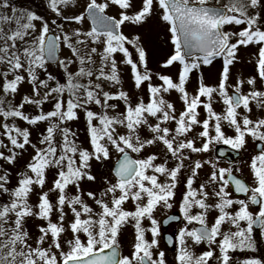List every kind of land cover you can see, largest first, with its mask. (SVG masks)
<instances>
[{
  "label": "snow or ice",
  "instance_id": "1",
  "mask_svg": "<svg viewBox=\"0 0 264 264\" xmlns=\"http://www.w3.org/2000/svg\"><path fill=\"white\" fill-rule=\"evenodd\" d=\"M77 6V0H47L52 18L0 0V161L15 168L32 149L30 159L16 172L14 186L12 172L0 167V200L7 197L0 202V264H169L166 252L159 250L161 231L154 214L158 207L174 205L184 223L175 240L167 241L175 251L174 264H264V256L242 255L256 253L264 239V90L256 88L257 78L264 83V0H216L215 5L209 0H86L78 14L72 11ZM65 9L72 14L66 15ZM110 10L115 14H107ZM153 18L169 34L172 48L160 68L179 65L175 79L150 70L144 38L123 31L127 25L143 27ZM86 21L91 23L88 30L65 28ZM241 47L256 49V74L231 86V68L239 62ZM62 49L70 56L60 59ZM218 58V84H205L201 74L190 95L186 85L191 74ZM50 63L62 70L65 82L48 73ZM121 64L130 69L134 88L146 90L147 101L141 96L133 103L122 87L105 90V84L122 85ZM41 72L47 73L46 79H41ZM25 83L31 95L13 103ZM245 84L250 86L246 93ZM173 91L182 101L178 114L165 97ZM217 98L224 106L222 114L213 108ZM49 101L52 110L45 112L42 105ZM26 105L40 109L39 114H25ZM253 105L258 110L255 118ZM200 108L206 113L203 118ZM81 113L88 147L76 143L77 133L70 129ZM17 120L47 126L33 143L29 128L17 126ZM225 126L234 135H227ZM249 138L259 142L254 143L258 150L244 167L218 168L210 160L192 159V154L207 153L214 144L243 150ZM160 146L164 160L156 163L160 156L145 153ZM113 151L118 158L112 179H104L98 196L84 192L82 182L97 180L91 162L109 161ZM169 157L175 162L172 167ZM186 162L190 174L182 181ZM205 165L212 170L195 187ZM50 172L51 187L44 191ZM70 186L75 194H69ZM50 193L57 194L54 203ZM32 195L38 197L35 204L30 202ZM85 195L98 211L85 202ZM129 202L134 210L125 208ZM251 206H257L255 212ZM212 211L218 214L209 226ZM179 217L169 216L164 223ZM31 219L45 222L36 237L26 227ZM145 220L150 227L143 226ZM128 225L134 236L130 253L122 255L119 238ZM200 245L207 249L197 254L193 249Z\"/></svg>",
  "mask_w": 264,
  "mask_h": 264
},
{
  "label": "rangeland",
  "instance_id": "2",
  "mask_svg": "<svg viewBox=\"0 0 264 264\" xmlns=\"http://www.w3.org/2000/svg\"><path fill=\"white\" fill-rule=\"evenodd\" d=\"M101 2H102V0H101ZM9 3H10V6H17L18 9H24V10L27 9V10H31L33 12H36L37 14H40V15H48V16H51L52 18H55L53 14L46 11L47 0H9ZM209 3L212 5H215L216 0H209ZM221 3H227V0H221ZM77 5H78L77 8L72 9V11H75L78 14L83 9V7L86 5V0H77ZM72 11L65 9V14L71 15ZM107 14L114 15L115 10H110ZM61 22L62 21L58 20V23H61ZM65 28L66 29L79 28L81 30H88V29H90V26L88 24V21H86V22L82 23L81 25L65 24ZM226 30H233V29L226 28ZM123 31L128 36L139 34L144 38V42L147 46L148 53H149L148 66H149L150 70H152L154 73L155 72H161L163 74L170 75L173 77V79L176 78L179 65H174L169 69L160 68V63L163 62L165 57L171 53L172 48L170 45L169 34L165 31L164 27L155 18L150 20L143 27H137V26H133V25L124 26ZM255 51H256V49L254 47H249L247 49H245L244 47L240 48L239 54H238V61L239 62L236 63L231 68V78L228 81L229 85L234 86L235 81L237 79H240L241 77L246 79V78L254 76L256 74L255 73V61H254ZM59 55H60V59H65V58L70 56V51L67 49H62L61 52L59 53ZM117 60L118 61L120 60L119 55L117 56ZM250 61H252V62H250ZM221 69H222V60H220L219 58L217 60H215L213 62V64L210 66H207V67L202 66L201 71H199V72L194 71L191 74L189 83L186 85V90L188 91V93L190 95L195 94V91H196L198 84H199V78H200L201 74L203 76V80H204L205 84H207L209 86H216L218 84L219 72L221 71ZM48 73H51L57 79L61 80V82H65V80L63 79L62 70L59 69L57 65L55 67L48 68ZM120 75H121L122 85L117 86V88H111L110 85L105 84L104 85L105 90H111V91L115 92L119 88L122 87V89L124 91L130 93V96L133 100V103H135L141 96H143L145 98V101H147L146 90L145 91H138L134 88L133 81L131 80V77H130V69L127 66H125L123 64L120 65ZM46 76H47V73L41 72V78L42 79H46ZM83 82L86 83L87 81L85 80ZM153 82L159 83L158 81H155V79ZM256 88H257V90H264V83L260 82L258 78H257ZM249 89H250V86H248L247 84H245L243 86V91L245 93L247 91H249ZM229 92H231V88H229ZM2 95H3V93L0 92V96H2ZM24 95H31V86L26 84V83L21 86L20 94L15 97V100L13 101V103L19 104V102L21 101V99ZM165 97H166V99L169 100V102L174 103L176 110H177V114H178L179 111L182 110V101H180L178 98L179 94H177L176 92L173 91L170 94H165ZM64 98H65V100L67 99L66 93H65ZM201 99L203 100L204 98H201ZM90 107H92L93 110L99 111V109H96V107L94 105H92ZM213 108L218 114L223 113L224 106H223L222 102L219 101L218 98L214 101ZM42 110L45 112L52 110V102L49 101V102L43 104ZM119 110L123 111L122 103H121ZM24 111H25V114H27V115H35V114H39L40 109H36L33 106L26 105ZM198 111H200L202 118L206 116V113H204L202 108L198 109ZM257 112H258V110H256L255 106L253 105L252 115L254 118L257 115ZM0 123H3V118H0ZM16 124H17V126L22 127V128L23 127H29V130L32 133V136H31L32 142L33 143L38 142V139L40 137L42 129L30 128V126H28V125L24 124L22 121H18V120L16 121ZM169 127H174V124H170ZM70 129H71V131H74L77 133L78 139L76 140V143L81 144L84 147H88L87 134H86L85 123H84L82 113H81L80 119L78 121L70 122ZM197 130L199 131V129H197ZM224 130H225L227 135H229V136L234 135L233 131L231 129L227 128V126H225ZM121 131L123 132L125 130L122 129ZM144 135L149 136V134L147 133L146 130L144 132ZM196 143H197V146H200V144H201L199 139H197ZM254 143L255 142H253L251 140V138L248 139V143H247L246 148L243 150H240V152L242 153V158L239 162L236 163V167H244L246 162H250V160H249L250 155L255 154ZM217 145H220V144L211 145L210 150L207 153L192 154V159L193 160L199 159L201 161L210 160V161L216 163L218 168L219 167H224V168L229 167V165L227 163H222L221 161L217 160L214 157L213 151ZM152 152H155L158 156H160V159H158L156 161V163H162L164 160V156L162 154L163 153L162 146L147 149L145 154H150ZM30 154H32V149L29 147L28 151L24 153L23 158L19 160L16 167L15 168L12 167L13 179H14V176L16 175V172L19 170L18 166H20V168H22L27 163V161L30 159ZM131 155L133 156V158H137L136 154L133 153ZM117 157H118V154L113 151L112 152V158L109 161H105L103 163H98L96 161L91 162L92 163V172L97 177V180L95 183H91V182H87V181L82 182L81 188L83 189L84 192L94 191L98 196L99 192L103 191V188L105 187L103 181L105 178L112 179L110 169H111L113 162L116 160ZM174 164H175V162L172 161L171 158L169 157V167L174 166ZM187 167H188V164L186 162L185 168L182 169V173H183V175L181 176L182 181H183L184 177H186L187 175L190 174L187 171ZM211 170L212 169H211L210 165H205L201 170H199V176L196 179L194 186L198 187L199 184L203 183L207 179V176L210 174ZM237 175H239V174H237ZM245 175H247V169H245ZM13 179H12V181H13ZM163 179L164 178L161 177V181H163ZM47 180H48V183L46 184L44 191H48V189L51 187V183L53 180V174L51 172L49 173ZM182 188H183V186L178 185V196H177V198H179V195H180L179 190H182ZM209 191H210V189H209ZM69 194L70 195L75 194V189L72 188L71 186L69 188ZM49 195H50V199H52L53 203H54L55 197L57 194L56 193H50ZM83 199L85 200L86 203H88L90 206H92L94 210L98 211L97 206L94 204L93 201L89 200L86 195L83 197ZM30 202L33 204L37 203L38 202L37 195H32ZM209 202H212V201H209ZM125 208L128 210H134V205H132L129 202L125 205ZM251 210L254 212V209L252 207H251ZM66 211H68V210L66 209ZM174 211L179 213L177 205H174V207L172 209H166L163 207H158L154 215H155V218L158 220V222H160V220L165 215H167L170 212H174ZM195 211H198V210H194V212ZM217 214L218 213L215 211H212L209 213V216H208L209 226H211V223L214 221V218ZM68 217H69V219L71 218L70 212H68ZM56 219H57V217L54 215L53 220L55 221ZM44 224H45V222H43V221L31 219L26 224V227L31 232L32 236L36 237V236H38V231H37L38 227L41 225H44ZM143 226L145 228L150 227V222L145 220ZM183 226H184V223H182L181 226L177 227V229L179 230V228L183 227ZM160 231L161 232L163 231L161 227H160ZM70 235H71L70 232L65 234V243H66V240L68 238H70ZM133 236H134V229L131 227V225H128L126 227L125 231L123 232V234L121 235V237L119 238L120 242H121L120 248L122 250L123 255H128L130 253ZM147 237H148V239H151V234L147 233ZM242 255H254L257 258H260L261 256H263L264 255V239L260 240V244L258 246V251L256 253H254V254L253 253H246V254H242Z\"/></svg>",
  "mask_w": 264,
  "mask_h": 264
},
{
  "label": "flooded vegetation",
  "instance_id": "3",
  "mask_svg": "<svg viewBox=\"0 0 264 264\" xmlns=\"http://www.w3.org/2000/svg\"><path fill=\"white\" fill-rule=\"evenodd\" d=\"M180 186H183V184L181 183ZM171 213H178V212L174 211V212H170L168 214H171ZM180 218L181 219H180L179 223L168 225V227L161 232V237L159 238V250L166 252L169 264H174L175 251L173 250V246L171 248H168L163 243V235L165 232H168L173 236V239L175 240V234L178 233L177 227L181 226V224L183 223L182 217H180ZM194 226H196V225H194ZM190 227H193V225H190ZM206 249H207V245H200V246H196L193 249V251H195L197 254H199ZM213 264H215V261H213Z\"/></svg>",
  "mask_w": 264,
  "mask_h": 264
},
{
  "label": "water",
  "instance_id": "4",
  "mask_svg": "<svg viewBox=\"0 0 264 264\" xmlns=\"http://www.w3.org/2000/svg\"><path fill=\"white\" fill-rule=\"evenodd\" d=\"M89 24H90V27H91V23H90V21H89ZM58 55H59V54H58ZM49 65H55V63H50ZM256 144L258 145L259 143H256ZM255 150L257 151L258 149L255 148ZM221 151H223L224 155H220ZM215 156L218 157V158H220V159H225V160L228 161L229 163H233V162H235V161H237V160L240 159L241 154H240L239 152L235 151V150H232V149L226 147V146H218V147L215 149ZM115 163H116V162H115ZM115 163L113 164L112 168L115 166ZM234 169H235V168H234ZM234 195H236V194L234 193ZM254 207H257V206H254ZM170 216H174V215H170ZM168 217H169V216H168ZM168 217H166L165 219L162 220V222H161V223H162V226L165 227V226H167L170 222H176V221H178V219H177V220H170L167 224H165V223H164V220H166ZM197 227H198V226H197ZM169 237H170L169 235H165V236H164V242H165L168 246H171V245H169V244L167 243Z\"/></svg>",
  "mask_w": 264,
  "mask_h": 264
},
{
  "label": "trees",
  "instance_id": "5",
  "mask_svg": "<svg viewBox=\"0 0 264 264\" xmlns=\"http://www.w3.org/2000/svg\"><path fill=\"white\" fill-rule=\"evenodd\" d=\"M14 7H16V8H18L17 6H14ZM25 10H27V9H25ZM48 68H50L49 66H48ZM52 68V67H51ZM42 79V78H41ZM51 84H53V86H54V81L53 82H50ZM24 123V122H23ZM25 124V123H24ZM29 126V125H28ZM46 126H47V124L46 123H41L39 126H30V128H35V129H38V128H40V129H42V131L44 130V129H46ZM29 128V127H28ZM58 139H59V137H57ZM5 143H7V141L5 140ZM5 152H6V150H5ZM7 154V153H6ZM0 167H6L7 168V170H9L10 172H13V170H12V166H6V165H4V162L3 161H0ZM19 168L18 169H21L20 168V166H18ZM15 183H16V181H15V176H14V179H13V181H11V184L14 186L15 185ZM7 200V197H4L3 198V200H0V202H3V201H6Z\"/></svg>",
  "mask_w": 264,
  "mask_h": 264
}]
</instances>
